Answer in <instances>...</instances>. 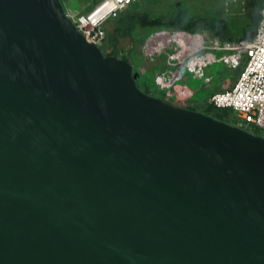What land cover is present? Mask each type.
<instances>
[{"label": "water", "instance_id": "1", "mask_svg": "<svg viewBox=\"0 0 264 264\" xmlns=\"http://www.w3.org/2000/svg\"><path fill=\"white\" fill-rule=\"evenodd\" d=\"M135 80L60 0H0V264H264V138Z\"/></svg>", "mask_w": 264, "mask_h": 264}, {"label": "rangeland", "instance_id": "2", "mask_svg": "<svg viewBox=\"0 0 264 264\" xmlns=\"http://www.w3.org/2000/svg\"><path fill=\"white\" fill-rule=\"evenodd\" d=\"M73 3L81 6L79 14L91 9L90 0H74ZM263 3L264 0H159L154 4L133 6L127 12L146 14L151 19L167 20L180 10L184 18L206 23L201 24L194 33L171 27L142 29L136 26L131 36L120 38L119 49L130 47L127 48L126 56L136 74V85L145 94L175 105L174 100L166 97L172 87L165 89L160 79L163 69L170 63V72L179 75L175 85L182 86L186 92L184 108L212 117L213 114L207 111L209 98L233 86L243 63L234 66V52L223 48L234 42L228 38L245 40L254 33L252 12L257 9L259 15ZM94 5L96 2L92 3V7ZM114 20H108L105 25L107 38L108 32L114 27ZM211 25H218L225 31L227 40L210 30L208 26ZM164 43L165 52L158 51ZM107 44L100 47L103 55L109 53ZM179 51H183L179 59L169 60V56H178ZM239 128L247 131L243 125H239ZM247 132L264 138L263 131Z\"/></svg>", "mask_w": 264, "mask_h": 264}, {"label": "built area", "instance_id": "3", "mask_svg": "<svg viewBox=\"0 0 264 264\" xmlns=\"http://www.w3.org/2000/svg\"><path fill=\"white\" fill-rule=\"evenodd\" d=\"M138 2L140 0H102L87 12L66 15L88 42L100 48L105 43L107 21L117 18L121 11ZM259 15L260 19L251 39L234 41L223 48L234 52L232 58L234 66L243 63L233 86L214 93L208 104L217 109L231 110L236 126L243 125L247 131L264 132V5ZM163 47H166L165 43L157 50L165 52ZM182 53L183 51H179L178 56H169V60L179 59ZM169 66L170 63L161 74L162 86L167 90L172 87V91H168L166 97L184 108V101H187L185 89L182 86L176 89L175 81L179 75L171 73Z\"/></svg>", "mask_w": 264, "mask_h": 264}, {"label": "trees", "instance_id": "4", "mask_svg": "<svg viewBox=\"0 0 264 264\" xmlns=\"http://www.w3.org/2000/svg\"><path fill=\"white\" fill-rule=\"evenodd\" d=\"M142 4V3H141ZM139 3L129 5L123 11H121L117 18H114V27L108 32V38L106 35L105 44L108 43V54H104L105 57H116L117 59L128 63L131 66L129 59L126 56L127 48L119 49L120 38H125L131 36L132 32L135 30L136 26L142 29L146 28H157V27H171L177 30H185L189 33H194L196 29L202 24L206 25L204 21L193 22L191 19L184 18V14L178 10L176 13L167 20L161 19H151L146 14H134L133 12H127V10L133 8L135 5H141ZM258 10L255 9L252 12V22L253 28L256 30L258 25L260 15H257ZM217 36L227 40L228 34L225 33L218 25L208 26ZM255 33V31H254ZM254 33L247 39H251ZM231 41H240L235 38H228ZM101 50V49H100ZM207 111H210L213 115L212 117L216 120L223 121L227 124H235V117L231 110L228 109H217L208 104Z\"/></svg>", "mask_w": 264, "mask_h": 264}, {"label": "crops", "instance_id": "5", "mask_svg": "<svg viewBox=\"0 0 264 264\" xmlns=\"http://www.w3.org/2000/svg\"><path fill=\"white\" fill-rule=\"evenodd\" d=\"M73 1L74 0H60V2H61V4H62V6H63V8H64V10H65V12L66 13H68V14H71V15H75V14H79V8L81 7V6H79V5H75L74 3H73ZM79 1V0H78ZM81 1V0H80ZM102 0H90V3H89V6L91 7V8H93L92 7V3L93 2H96V5L97 4H99L100 2H101ZM156 1H159V0H140V2H138L139 4H141V3H143V4H149V3H155ZM96 5H94V6H96ZM263 5H264V3H263ZM262 5V6H263ZM262 8V7H261ZM260 8V9H261ZM260 11V10H259ZM107 24V23H106ZM105 24V25H106ZM178 86H180V85H176V89H178Z\"/></svg>", "mask_w": 264, "mask_h": 264}]
</instances>
